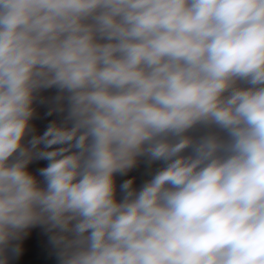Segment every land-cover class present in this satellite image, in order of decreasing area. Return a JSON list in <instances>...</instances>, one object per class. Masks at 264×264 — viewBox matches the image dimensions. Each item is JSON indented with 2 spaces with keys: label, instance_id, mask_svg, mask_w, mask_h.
Wrapping results in <instances>:
<instances>
[{
  "label": "clouds",
  "instance_id": "9594fccd",
  "mask_svg": "<svg viewBox=\"0 0 264 264\" xmlns=\"http://www.w3.org/2000/svg\"><path fill=\"white\" fill-rule=\"evenodd\" d=\"M36 225L60 264H264V0H0V264Z\"/></svg>",
  "mask_w": 264,
  "mask_h": 264
},
{
  "label": "crops",
  "instance_id": "0c3cea01",
  "mask_svg": "<svg viewBox=\"0 0 264 264\" xmlns=\"http://www.w3.org/2000/svg\"><path fill=\"white\" fill-rule=\"evenodd\" d=\"M56 95V89L44 90L39 94L37 101L34 104L36 109L35 115L31 121V125L34 127V135H42L47 129L49 124L53 121L61 122L64 119L65 113L52 112L54 107L53 97ZM43 101V102H41ZM51 113V114H50ZM208 129L204 127H197L190 133L193 136L203 135ZM31 138V135L25 138V142ZM55 147V146H54ZM48 161L42 159L33 160L29 164V170L37 176L41 182L43 178L39 175V169L46 167ZM161 167L160 162L149 164L147 159L141 157L136 167L131 169L127 174H117V197L121 196L119 186L128 179L134 180V187L139 189L141 185L149 180L154 174L155 170ZM51 233L47 231L43 225L32 226L21 235L19 239H15L11 242L10 248L19 246V254H13L10 250L4 253L7 259V264H43V253L46 250L56 249L50 241Z\"/></svg>",
  "mask_w": 264,
  "mask_h": 264
},
{
  "label": "trees",
  "instance_id": "16d2710c",
  "mask_svg": "<svg viewBox=\"0 0 264 264\" xmlns=\"http://www.w3.org/2000/svg\"><path fill=\"white\" fill-rule=\"evenodd\" d=\"M43 264H60V260L58 258V250H46L43 253Z\"/></svg>",
  "mask_w": 264,
  "mask_h": 264
}]
</instances>
